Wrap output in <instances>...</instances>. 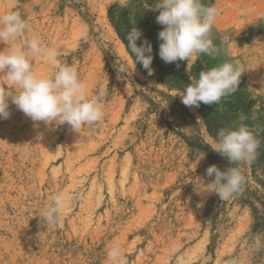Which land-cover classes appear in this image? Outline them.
<instances>
[{"label":"rangeland","instance_id":"374dc122","mask_svg":"<svg viewBox=\"0 0 264 264\" xmlns=\"http://www.w3.org/2000/svg\"><path fill=\"white\" fill-rule=\"evenodd\" d=\"M127 1L0 0V15L18 11L29 25L18 45L37 37L59 53L60 64L32 57L33 71L53 76L72 66L89 97L105 90L103 119L79 132L32 121L9 98L10 117L0 119V264H109L117 243L127 264H264V185L213 150L178 91L133 64L107 21V8ZM201 3L219 10L210 33L218 52L194 55L187 74L238 63L244 71L235 92L252 112L240 125L254 131L259 117L264 128V0ZM119 62L127 73L117 72ZM0 85L19 91L2 73ZM213 164L238 167L244 177L227 200L209 192ZM59 193L72 197L71 211L53 226L42 210ZM240 196L259 202L256 215Z\"/></svg>","mask_w":264,"mask_h":264},{"label":"clouds","instance_id":"9594fccd","mask_svg":"<svg viewBox=\"0 0 264 264\" xmlns=\"http://www.w3.org/2000/svg\"><path fill=\"white\" fill-rule=\"evenodd\" d=\"M155 9L159 10L156 23L163 26L157 36L161 41L158 55L165 63L188 61L198 54L216 56L218 49L210 37L219 15L215 6H204L201 0H159ZM132 23L133 27L125 37L126 49L135 57L133 64H141L148 75H152V44L147 38L141 39L142 30L135 27L136 21ZM28 27L18 11L10 10L0 15V43L7 45L0 50V73L8 85L19 90L14 95L0 85V119L10 117L11 98L17 109L32 121L57 125L67 123L76 132L85 124L101 121L104 117L101 102L105 90L100 89L89 97L75 67L62 65L53 76H41L33 71L31 58L41 53L50 63L61 62L57 59L58 51L42 49L37 37L28 40L26 47L16 43ZM127 70V65L119 62L117 72L127 73ZM243 71L238 63L232 62L201 71L198 77H190L191 82L179 94L181 102L189 108H199L201 103L218 104L222 97L237 90ZM259 145L260 141L252 131L241 124L236 130L220 129L213 150L237 165L242 161H252ZM204 158L205 153H199L195 163ZM206 175L214 177L208 184L209 192H214L221 200H227L238 192L244 181L240 169L235 166L221 171L213 164L206 168ZM71 202V196L59 193L42 210V216L50 225H58L70 213ZM107 260L109 264H127L118 243L108 250Z\"/></svg>","mask_w":264,"mask_h":264},{"label":"trees","instance_id":"16d2710c","mask_svg":"<svg viewBox=\"0 0 264 264\" xmlns=\"http://www.w3.org/2000/svg\"><path fill=\"white\" fill-rule=\"evenodd\" d=\"M159 0H128L123 6L119 3H113L107 8V21L120 40L127 47V40L125 39L127 33L133 27L132 21H136L135 27L142 30L143 38H147L152 44L153 60L151 68L153 74L148 75L146 69L141 64L135 63L136 67L144 74L151 78L156 79L160 84L167 87L169 90H176L182 93L186 86L191 82L190 77L187 74L188 61H178L174 63H165L158 55L159 44L158 32L162 30L163 26L156 23V16L159 14V10H156V5ZM249 29L248 32H251ZM140 44V41H137ZM126 52L133 61H135L134 55L126 49ZM179 65V66H177ZM200 115L207 133L210 138L215 142L217 140V133L220 129H232L236 130V126L240 125V119L242 116L249 118L252 115L250 104H246L241 94L232 93L225 97H222L218 104L205 105L201 103L199 108H195ZM257 122V123H256ZM259 117L256 118L255 123H252L255 130L252 133L260 141V145L256 151V156L252 161H242L240 166L246 168L254 179H257V184L264 185L260 177H264V128H259L261 124ZM258 126L255 128L254 126ZM196 151V149H192ZM210 159L214 156L212 151L209 152ZM233 193L232 195H235ZM250 196L238 198V202L242 207L250 209L252 214L256 215L258 208L255 203L250 200ZM264 207V204H261Z\"/></svg>","mask_w":264,"mask_h":264}]
</instances>
